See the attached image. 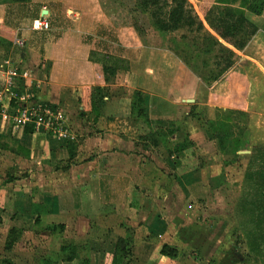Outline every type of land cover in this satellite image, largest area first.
Listing matches in <instances>:
<instances>
[{
	"label": "crops",
	"instance_id": "obj_1",
	"mask_svg": "<svg viewBox=\"0 0 264 264\" xmlns=\"http://www.w3.org/2000/svg\"><path fill=\"white\" fill-rule=\"evenodd\" d=\"M84 2L0 0L1 102L58 105L64 115L63 128L67 129L65 136H57L30 125L12 127L0 122V168L8 170L5 180H12L16 175L11 171L16 169L28 172L26 183L15 180L23 184L20 189L7 190L11 182L2 184L1 180L0 220L4 223L9 219L8 223L20 227L21 237L17 240L21 244L17 242L15 247L23 251L24 258H16L18 264L23 262L20 259L25 264H111L118 237L125 238L129 251L119 264H174L178 256L161 254L162 244L153 237L154 232L164 236L167 229L165 219L156 212L148 214L153 211L154 201L159 200L142 193L133 200L137 191L134 188L139 184L132 171L145 166L151 155L160 167L170 169L168 160L158 161L155 156L160 144L155 147L144 140V125L156 120L164 122L163 111L167 108L177 112L182 104L174 93L192 95L195 80L193 85L166 88L157 84L150 90L144 86V72L131 64L129 71L121 70V82L106 76L98 62L89 60V53L95 50L105 54L114 41L108 36L109 30L107 36L100 34L105 30V20L93 11V5L91 12ZM41 16L49 21L48 30L32 27V21ZM256 16L257 30L244 51L250 49L251 43L264 50V8ZM253 53L250 51V57L258 58L264 71L261 50L253 48ZM5 83L9 84L8 91L3 87ZM135 89L143 92L140 114H133L131 109ZM207 97L187 101L206 104ZM185 115L189 117L188 112ZM156 129L164 130L159 125ZM67 159L70 163L62 166ZM245 181L249 190L242 191L237 201L242 216L237 227L245 238L248 256L264 261V233L259 237L254 231L255 207L264 201V192L253 186L254 181ZM191 187H195V181L188 184ZM248 194L254 209L251 212L250 205L243 202ZM20 220H27V224ZM70 222L73 235L68 234ZM60 224L62 229H50V225ZM67 243L75 245V258L71 260L66 259L68 246L63 248ZM0 251L1 262L6 251L4 242Z\"/></svg>",
	"mask_w": 264,
	"mask_h": 264
},
{
	"label": "rangeland",
	"instance_id": "obj_2",
	"mask_svg": "<svg viewBox=\"0 0 264 264\" xmlns=\"http://www.w3.org/2000/svg\"><path fill=\"white\" fill-rule=\"evenodd\" d=\"M140 2L85 0V6L90 4L86 8L92 12L93 5V11L105 20L104 33L100 34L108 35L109 30L108 36L114 41L105 54L122 55L129 69L131 64L143 71L144 86L150 90L157 84L166 88L193 85L194 80L195 86L192 95L174 93L182 105L177 112L165 109L164 122L151 121L154 128L144 125V140L155 147L160 144L155 156L158 161L168 160L170 169L160 167L152 155L147 156L145 166L132 169L139 184L134 188L137 191L133 200L140 193L158 198L148 214L156 212L165 219L167 229L164 236L154 232L153 237L177 249L178 260L174 264H193V260L196 264H264L248 256L245 238L237 227L242 219L237 201L242 191L249 190L245 181L249 154L253 145L264 142V71L258 58L249 55L253 48H259L264 56V50L251 43L250 49L244 51L253 36H249L252 26L245 27V23L251 21L256 25V15L264 8V0H186L192 22L180 23L165 32L155 27L150 15L152 6L144 7ZM166 2V10L176 4L174 0ZM241 15L245 17L238 21ZM98 67L102 71L99 62ZM121 70L117 69L114 76L105 75L121 82ZM207 95L206 104L187 101ZM138 108H143L141 102L136 109L131 107L133 114H140ZM156 125L164 130L158 131ZM69 163L67 159L61 164ZM23 169L11 171L16 176L6 181L8 170L0 168V182H11L7 190L20 189L23 184L15 180L26 183L28 172ZM193 181L195 187L188 188ZM245 198L246 202L251 200L250 194ZM8 221L0 220V245L5 243L9 227L16 226ZM22 223L26 225L27 220ZM71 224H67L68 234L73 235ZM15 228L19 233L20 227ZM15 236V240L21 237ZM17 242L21 244L20 240L14 241L12 247L3 251V257L12 264L23 257V251L15 247ZM20 260L23 262L19 264L26 263Z\"/></svg>",
	"mask_w": 264,
	"mask_h": 264
},
{
	"label": "trees",
	"instance_id": "obj_3",
	"mask_svg": "<svg viewBox=\"0 0 264 264\" xmlns=\"http://www.w3.org/2000/svg\"><path fill=\"white\" fill-rule=\"evenodd\" d=\"M176 2L175 5L171 6L166 10L167 2L166 0H141V5L144 7L152 6V10L150 12L151 18L154 21L155 27L161 31L165 32L171 30L180 23L187 22L191 23L193 18L191 15L190 7H186L185 1L186 0H174ZM260 12V11H259ZM258 12V13H259ZM243 16L239 17L238 21L243 20ZM245 17V16H244ZM249 36L255 33L257 30V26L254 25L251 21H247L245 23V27H251ZM239 29L241 26H236ZM245 44H241L240 46L243 47ZM89 59L93 62H99L102 64V69L108 75L114 76L117 69L128 70L129 68L126 65V61L121 57L110 56L108 54H104L101 52H97L95 50H91L89 53ZM110 77V76H109ZM132 102L131 107L134 108L135 105L141 102L143 104V92L140 90L135 89L131 96ZM139 112H143V108H138ZM247 168L245 171V177L248 181H254L253 186L258 188L259 191L264 192V142L258 143L252 146L251 152L249 154ZM245 179V180H246ZM248 183V182H247ZM250 184V183H249ZM246 198L243 199L244 204L248 202L250 206H248L249 211H253L252 208V200L245 201ZM261 203L257 204L255 209L257 210V221L255 224V230L258 231L259 237L264 233V201H260ZM50 229L55 230L56 228H63V225H50ZM18 235L16 228L11 227L8 230L7 237L5 239L4 248L8 250L12 247L14 241H16V236ZM18 237V236H17ZM252 237V236H251ZM255 241V238L253 239ZM252 243V240H250ZM68 246L70 252L69 256L66 258L67 260H71L75 258L74 247L75 245L72 243H67L63 245V248ZM129 251L126 247V240L125 238L118 237L113 251V258L111 264H119L123 261V259L127 256ZM160 253L170 257L175 258L177 256V249L173 246L162 244L160 248ZM0 264H12V261L8 258H2Z\"/></svg>",
	"mask_w": 264,
	"mask_h": 264
},
{
	"label": "built area",
	"instance_id": "obj_4",
	"mask_svg": "<svg viewBox=\"0 0 264 264\" xmlns=\"http://www.w3.org/2000/svg\"><path fill=\"white\" fill-rule=\"evenodd\" d=\"M34 29L48 30L49 21L41 16L32 21ZM9 83V82H8ZM9 84H3L8 91ZM6 104V105H5ZM2 104L0 98V122L12 127H24L30 125L34 130H44L57 136H65L63 128V111L60 106L49 102L19 103L9 105V101ZM3 105V106H1Z\"/></svg>",
	"mask_w": 264,
	"mask_h": 264
}]
</instances>
